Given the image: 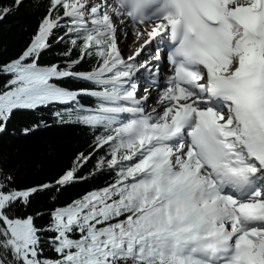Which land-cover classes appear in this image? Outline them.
<instances>
[{
  "label": "snow or ice",
  "instance_id": "6c2138e0",
  "mask_svg": "<svg viewBox=\"0 0 264 264\" xmlns=\"http://www.w3.org/2000/svg\"><path fill=\"white\" fill-rule=\"evenodd\" d=\"M0 78V135L92 134L46 180L0 165V264H264V0H47Z\"/></svg>",
  "mask_w": 264,
  "mask_h": 264
},
{
  "label": "trees",
  "instance_id": "16d2710c",
  "mask_svg": "<svg viewBox=\"0 0 264 264\" xmlns=\"http://www.w3.org/2000/svg\"><path fill=\"white\" fill-rule=\"evenodd\" d=\"M12 0H0V7L11 4ZM47 0H25L16 12L0 20V63L16 57L29 43L38 23L44 14ZM62 47L53 48L42 56L44 63L56 62V55ZM2 85V78H0ZM44 119L51 127L37 131L33 136L24 137L21 128L24 124ZM13 127L15 134L0 135V165L15 172L22 183H35L46 180L70 166L78 152L84 151L91 143L92 134L76 125H56L51 114L45 110L37 113H21ZM100 177L90 183L69 188L61 196V202L70 200L93 187L102 185ZM41 211H47L50 204L46 200L38 202ZM44 225L45 221L38 220ZM49 255L53 253L49 252Z\"/></svg>",
  "mask_w": 264,
  "mask_h": 264
},
{
  "label": "rangeland",
  "instance_id": "374dc122",
  "mask_svg": "<svg viewBox=\"0 0 264 264\" xmlns=\"http://www.w3.org/2000/svg\"><path fill=\"white\" fill-rule=\"evenodd\" d=\"M138 46V45H137ZM121 47L123 48V44H121ZM136 46H132L131 48H129V49H127V50H124V54L125 55H128V54H130L131 53V51L132 50H134V48H135ZM153 103V102H152ZM155 103H153V105H154Z\"/></svg>",
  "mask_w": 264,
  "mask_h": 264
},
{
  "label": "bare ground",
  "instance_id": "6f19581e",
  "mask_svg": "<svg viewBox=\"0 0 264 264\" xmlns=\"http://www.w3.org/2000/svg\"><path fill=\"white\" fill-rule=\"evenodd\" d=\"M129 44H130V47H126L125 45H123L124 50H127V49L131 48L132 46H137V45L131 43V39L129 40ZM141 91H140V93H141Z\"/></svg>",
  "mask_w": 264,
  "mask_h": 264
}]
</instances>
